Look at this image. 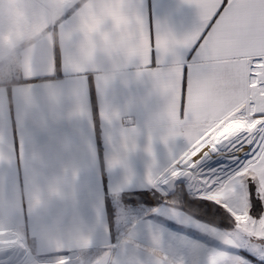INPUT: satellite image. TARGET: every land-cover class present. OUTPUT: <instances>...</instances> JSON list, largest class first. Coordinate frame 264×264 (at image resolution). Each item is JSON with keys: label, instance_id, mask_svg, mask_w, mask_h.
<instances>
[{"label": "crops", "instance_id": "crops-1", "mask_svg": "<svg viewBox=\"0 0 264 264\" xmlns=\"http://www.w3.org/2000/svg\"><path fill=\"white\" fill-rule=\"evenodd\" d=\"M198 24L186 0H0V261L21 242L17 264H172L170 224L155 217L179 209L162 204L118 232L108 200L154 183L173 189L165 181L188 145L168 138L167 98L152 72L177 58L187 72L196 50L160 63L155 39ZM204 181L192 180L195 194ZM222 203L238 221L246 215L242 194Z\"/></svg>", "mask_w": 264, "mask_h": 264}, {"label": "snow or ice", "instance_id": "snow-or-ice-1", "mask_svg": "<svg viewBox=\"0 0 264 264\" xmlns=\"http://www.w3.org/2000/svg\"><path fill=\"white\" fill-rule=\"evenodd\" d=\"M186 2L198 9L196 29L180 39L157 35L155 46L162 54L160 63L180 47L195 49V58L187 72L180 58L169 69L152 72L167 98L168 138L182 135L187 140L186 150L174 162L178 171L173 176L212 181L211 191L225 179L217 175L224 160L217 159V167L207 171L200 165L227 156L233 166L227 176L235 182L202 199L218 196L236 202L242 194L244 231L264 239V212L252 214L254 208L264 207V0ZM141 25L143 30V21ZM144 41L151 63L152 42L146 32Z\"/></svg>", "mask_w": 264, "mask_h": 264}, {"label": "rangeland", "instance_id": "rangeland-1", "mask_svg": "<svg viewBox=\"0 0 264 264\" xmlns=\"http://www.w3.org/2000/svg\"><path fill=\"white\" fill-rule=\"evenodd\" d=\"M223 160L225 164L227 163V165L223 163L219 170L223 173L218 172L217 175L223 174L227 179L228 170L232 169L233 166L228 161L227 156L224 157ZM210 167L212 166L209 165L206 167V170H209ZM223 181L222 184H220V189L218 191H213V188L211 191H209L208 186L212 183V181H209L210 184L206 186V191L201 194L190 192L186 187V182L184 181H177L173 185V190L176 188L177 183H182L189 194L194 197L202 198L204 196H212L224 191L227 187V183L225 179H223ZM160 190L169 193L164 188H160ZM208 200L214 201L215 203L223 206L228 211H230L235 218L234 213L226 205H224L222 201L217 200V198L215 200ZM117 201V204H113L114 211L112 214V219L114 227L118 232L121 229L126 230L131 226V224H133V222L136 221V219L142 217L145 215V212H147L142 210L139 206L128 205L119 199ZM171 207L179 209V211L173 213L162 211L161 213L163 215H165V213L168 214L172 220H169L168 218L164 219L159 215H156L155 218L157 220L160 218L161 221H165L166 226H169L168 224H170L172 233V264H242V262H246V264H264V239H260L258 242L252 241L251 238H255V235L249 236L248 233L244 231V226L247 223L244 218H242L240 221L235 218L237 222L236 228L227 230L200 220L180 208L174 206ZM183 212H185L187 215L184 216L185 214ZM186 235L191 237L194 236L193 238L195 241H192ZM20 245V250L18 249L16 252H14V255L11 253L13 256L9 254L8 258L0 261V264L19 263L24 253V247L21 242Z\"/></svg>", "mask_w": 264, "mask_h": 264}, {"label": "trees", "instance_id": "trees-1", "mask_svg": "<svg viewBox=\"0 0 264 264\" xmlns=\"http://www.w3.org/2000/svg\"><path fill=\"white\" fill-rule=\"evenodd\" d=\"M121 197L128 205L139 206L148 212L165 203L180 208L188 214L222 229L230 230L237 226L236 219L230 211L214 201L192 196L182 183H177L176 188L171 193L163 194L153 186L145 190L124 193ZM108 206L109 215L112 219L114 205L111 197H109ZM263 209L264 207L254 208L252 214L259 216Z\"/></svg>", "mask_w": 264, "mask_h": 264}, {"label": "bare ground", "instance_id": "bare-ground-1", "mask_svg": "<svg viewBox=\"0 0 264 264\" xmlns=\"http://www.w3.org/2000/svg\"><path fill=\"white\" fill-rule=\"evenodd\" d=\"M206 161H208V160H206ZM205 161V162H206ZM212 163H210V165H211ZM225 166V165H224ZM203 167V170H205V171H207L206 170V167H208V166H206V163H203V164H201L200 165V168H202ZM213 168H216V167H211V168H209V169H213ZM182 177V180H181V177ZM180 176H177V177H175L176 178V182L177 181H184V182H187V186H188V189H189V191L190 192H192V193H194V191H193V188H192V180H198V178H188V177H186V176H184V175H180ZM205 182V186H201V187H199V188H197L195 191H196V194H201V193H203L204 191H206V186H208L210 183H209V181H204ZM210 186V185H209ZM208 186V187H209ZM20 250V249H19Z\"/></svg>", "mask_w": 264, "mask_h": 264}, {"label": "built area", "instance_id": "built-area-1", "mask_svg": "<svg viewBox=\"0 0 264 264\" xmlns=\"http://www.w3.org/2000/svg\"><path fill=\"white\" fill-rule=\"evenodd\" d=\"M157 179H158V178H157ZM157 179H156V181H157ZM156 181H155V182H156ZM175 182H176V181H174L173 183L175 184ZM154 184H155V188L158 189V188L156 187V183H154ZM186 187L188 188L187 184H186ZM158 190H159L161 193L166 194V193H164L163 191H161L160 189H158ZM172 191H173V189H172ZM172 191H171V192H172ZM17 250H18V249H16L15 252H16ZM14 254H15V253H14ZM8 257H9V255H6V257L2 258L1 260H5V259L8 258Z\"/></svg>", "mask_w": 264, "mask_h": 264}, {"label": "water", "instance_id": "water-1", "mask_svg": "<svg viewBox=\"0 0 264 264\" xmlns=\"http://www.w3.org/2000/svg\"><path fill=\"white\" fill-rule=\"evenodd\" d=\"M173 180H174V176H173V174H172V175H170L169 178L167 179V183H170V182L172 183V182H174Z\"/></svg>", "mask_w": 264, "mask_h": 264}, {"label": "clouds", "instance_id": "clouds-1", "mask_svg": "<svg viewBox=\"0 0 264 264\" xmlns=\"http://www.w3.org/2000/svg\"><path fill=\"white\" fill-rule=\"evenodd\" d=\"M6 11V14H7V10H5Z\"/></svg>", "mask_w": 264, "mask_h": 264}]
</instances>
